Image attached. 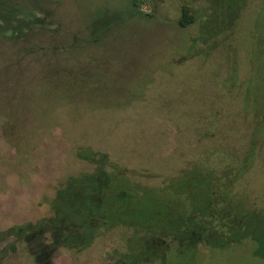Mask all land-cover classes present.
Here are the masks:
<instances>
[{"label": "rangeland", "instance_id": "374dc122", "mask_svg": "<svg viewBox=\"0 0 264 264\" xmlns=\"http://www.w3.org/2000/svg\"><path fill=\"white\" fill-rule=\"evenodd\" d=\"M252 241L264 0H0V264H264Z\"/></svg>", "mask_w": 264, "mask_h": 264}, {"label": "trees", "instance_id": "16d2710c", "mask_svg": "<svg viewBox=\"0 0 264 264\" xmlns=\"http://www.w3.org/2000/svg\"><path fill=\"white\" fill-rule=\"evenodd\" d=\"M138 14H139V13H138ZM135 15H137V13H136ZM193 19H194V18H193V16H192L190 10H189L188 8H183L182 11H181V17H180L178 23H179V25H180L182 28H186L187 26H189V25L193 22ZM108 28H109V27H108ZM106 30H107V28L104 29L103 33H104ZM103 33H102V34H103ZM102 34H101V35H102ZM101 35H98L95 39H93L95 43H97V41L99 40V37H100ZM237 214H238V213H237ZM231 215H232V214L227 215L226 217H224V218H223V221H224V220H227L228 217L231 216ZM232 216L234 217V215H232ZM241 218H242V217H240L239 220H240ZM219 220H220V218H219ZM235 220H236V219H235ZM237 221H238V219H237ZM217 222H220V223H221L222 221H217ZM217 222H216V223H217ZM220 223H218L217 226H214V227L216 228V230H217V228H218V229H221V230H218V231H220V232H223L224 229L227 230L226 228H223L221 225H219ZM231 227H232V226H231ZM228 230H229V228H228ZM231 230L234 231V228L232 227ZM216 232H217V231H216ZM252 246L254 247L253 255H254L256 258L260 259L262 263H264V259L260 258L259 256H257V255L255 254V251H256V249H257V244H256L255 242L252 241Z\"/></svg>", "mask_w": 264, "mask_h": 264}]
</instances>
